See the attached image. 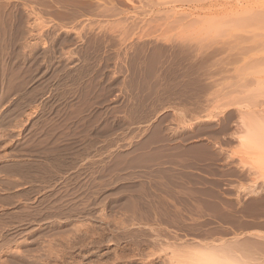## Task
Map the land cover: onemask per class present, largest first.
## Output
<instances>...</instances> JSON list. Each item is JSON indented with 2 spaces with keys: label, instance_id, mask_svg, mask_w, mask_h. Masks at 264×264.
Segmentation results:
<instances>
[{
  "label": "rangeland",
  "instance_id": "obj_1",
  "mask_svg": "<svg viewBox=\"0 0 264 264\" xmlns=\"http://www.w3.org/2000/svg\"><path fill=\"white\" fill-rule=\"evenodd\" d=\"M261 12L0 0V264H264Z\"/></svg>",
  "mask_w": 264,
  "mask_h": 264
},
{
  "label": "bare ground",
  "instance_id": "obj_2",
  "mask_svg": "<svg viewBox=\"0 0 264 264\" xmlns=\"http://www.w3.org/2000/svg\"><path fill=\"white\" fill-rule=\"evenodd\" d=\"M260 13V12H259ZM262 13V12H261ZM264 14V12L262 13V15ZM257 15V14H256ZM260 15V14H259ZM261 15V16H262ZM254 16V15H253ZM255 17V16H254ZM253 17V18H254ZM256 18H258V17H256ZM14 19H16L14 16H12V15H10V17H8V18H3V17H1L0 16V25H5L6 23H10V22H12V21H14ZM261 19V17H259V20ZM256 20V19H255ZM261 21V20H260ZM259 21V22H260ZM258 22V23H259ZM261 23V22H260ZM263 23V22H262ZM45 30H39V32H38V37H40V38H46L47 37V35H48V32H49V30H46V28H44ZM48 51V50H47ZM261 71V70H260ZM262 87H264V80H262ZM264 89V88H263ZM264 91V90H263ZM257 103H259V102H257ZM261 103V102H260ZM257 105H259V104H257ZM243 122V121H242ZM245 122V121H244ZM255 122V121H254ZM245 123H247V122H245ZM250 123H252L250 126V129H249V134L251 135V136H254L255 138H256V134H257V132H258V130H260V132H258V134L257 135H260L259 133H261V132H263L264 130H262V129H260V128H258V129H256V127H258V126H260V125H258V126H256V122L255 123H253L252 121H250ZM249 123V124H250ZM243 124V123H242ZM241 124V125H242ZM255 124V125H254ZM240 125V124H239ZM240 125V126H241ZM245 125V124H244ZM247 125V124H246ZM248 132V131H247ZM248 134V133H247ZM249 134H248V136H249ZM262 134V137H260L261 138V140L264 138L263 137V134H264V132L263 133H261ZM246 139H247V136H246ZM260 140V139H259ZM261 140H260V142H261ZM262 143V142H261ZM49 243H47V245L45 246V250H47L46 251V253L43 255V261H41V264H50V248H49V245H48ZM225 244H227V243H225ZM224 244V245H225ZM230 244V243H229ZM228 245V244H227ZM209 246H211V245H209ZM220 246V245H219ZM219 246H216V247H218L217 249H216V247H213V246H211L210 247V249H208L206 252H200V253H193V252H188V254H187V256H185L186 258H184V256H183V258L182 259H180V257H178V258H176V257H174L173 259L170 257V259H169V261H168V264H241V258H240V255L238 254V255H232V253L231 252H233V251H231V248H229V245H228V248H229V251H228V249H227V251L225 250V251H223L221 248V246L219 247ZM225 247V246H224ZM199 248V247H198ZM204 248V247H203ZM206 248H208V246L206 247ZM236 248V247H235ZM226 249V248H225ZM240 250V249H239ZM234 251H235V249H234ZM238 252V251H237ZM241 252V251H240ZM227 253V254H226ZM160 256V255H159ZM0 258H2V256H0ZM38 258V257H37ZM2 259H4V258H2ZM5 260V259H4ZM4 262H6V261H0V263H4ZM248 262V261H247ZM242 264H244V263H242Z\"/></svg>",
  "mask_w": 264,
  "mask_h": 264
}]
</instances>
